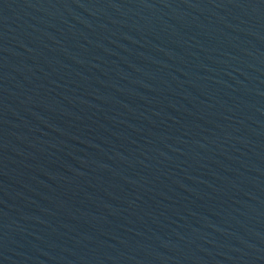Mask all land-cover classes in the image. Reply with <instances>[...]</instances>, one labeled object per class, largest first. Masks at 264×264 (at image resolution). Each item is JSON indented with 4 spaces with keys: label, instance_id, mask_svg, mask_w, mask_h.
Wrapping results in <instances>:
<instances>
[{
    "label": "water",
    "instance_id": "1",
    "mask_svg": "<svg viewBox=\"0 0 264 264\" xmlns=\"http://www.w3.org/2000/svg\"><path fill=\"white\" fill-rule=\"evenodd\" d=\"M0 264H264V0H0Z\"/></svg>",
    "mask_w": 264,
    "mask_h": 264
}]
</instances>
